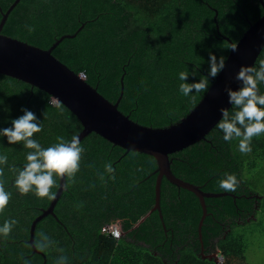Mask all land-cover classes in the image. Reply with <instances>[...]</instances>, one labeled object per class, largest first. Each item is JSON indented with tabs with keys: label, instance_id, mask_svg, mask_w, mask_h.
Masks as SVG:
<instances>
[{
	"label": "trees",
	"instance_id": "trees-1",
	"mask_svg": "<svg viewBox=\"0 0 264 264\" xmlns=\"http://www.w3.org/2000/svg\"><path fill=\"white\" fill-rule=\"evenodd\" d=\"M15 2L0 0V24ZM263 16L260 0H21L3 34L48 50L85 25L54 56L114 104L124 77L119 110L158 129L179 123L207 94L231 52L224 38L237 44ZM249 80L204 140L170 155L177 178L231 194L206 199L203 242L200 199L166 178L163 220L156 211L137 227L156 204L158 163L93 133L66 160L56 217L37 226L47 264H218L204 258L212 253L223 254V264H248V241L236 231L262 208L245 174L264 162V50ZM53 101L0 74V264H45L30 244L31 227L59 189V166H30L56 160L83 131ZM112 224L120 239L103 234Z\"/></svg>",
	"mask_w": 264,
	"mask_h": 264
},
{
	"label": "water",
	"instance_id": "water-1",
	"mask_svg": "<svg viewBox=\"0 0 264 264\" xmlns=\"http://www.w3.org/2000/svg\"><path fill=\"white\" fill-rule=\"evenodd\" d=\"M21 0L3 13L0 24V74L25 82L50 95L58 103L66 106L81 122L83 131L64 149L61 155L53 161L39 162L31 165H58L60 186L48 209H42V214L33 222L31 227L30 244L35 254L46 256L38 250L35 239L38 224L49 216L56 217L55 209L66 190V160L77 146L93 133L98 134L115 146L129 152H138L153 156L157 163L158 174L156 186V204L154 208L137 224L139 227L152 213L158 211L163 220L161 209V190L166 178L178 188L194 193L202 204L204 215L200 222L199 233L202 238V227L207 217V198L230 196L229 193H205L198 186L177 178L171 170L170 155L183 151L200 141L226 117L232 109L238 96L246 86H251L250 75L257 60L264 50V16L250 28L235 44L225 37L231 45V52L221 72L213 78L212 86L201 102L179 123L167 128H150L142 126L119 110L124 96V77L122 92L117 103L106 99L97 88L92 87L86 80L71 70L54 56L55 49L66 39H74L85 27L83 25L75 35H66L48 50L30 45L26 42L8 37L3 34L4 26L9 15ZM264 8V0H260ZM3 12V10H2ZM218 15L215 20L217 21ZM220 33V27L218 26ZM261 199V197L256 196ZM219 253V252H217ZM217 254L204 257L217 262Z\"/></svg>",
	"mask_w": 264,
	"mask_h": 264
},
{
	"label": "rangeland",
	"instance_id": "rangeland-1",
	"mask_svg": "<svg viewBox=\"0 0 264 264\" xmlns=\"http://www.w3.org/2000/svg\"><path fill=\"white\" fill-rule=\"evenodd\" d=\"M245 178L252 189L263 197L262 208L256 221L244 225L236 232L245 236L248 241V264H264V162L259 163L256 168L247 169Z\"/></svg>",
	"mask_w": 264,
	"mask_h": 264
},
{
	"label": "built area",
	"instance_id": "built-area-1",
	"mask_svg": "<svg viewBox=\"0 0 264 264\" xmlns=\"http://www.w3.org/2000/svg\"><path fill=\"white\" fill-rule=\"evenodd\" d=\"M82 79L86 80L87 77H86V74L84 73H81L79 75ZM54 100V99H53ZM57 101L54 100L53 101V104H56ZM103 234H106L108 236H111L115 239H120L122 236H123V232H122V229L119 225H116V224H112V225H106L104 228H103ZM225 262V256L223 254H218L217 255V263L218 264H223Z\"/></svg>",
	"mask_w": 264,
	"mask_h": 264
},
{
	"label": "flooded vegetation",
	"instance_id": "flooded-vegetation-1",
	"mask_svg": "<svg viewBox=\"0 0 264 264\" xmlns=\"http://www.w3.org/2000/svg\"><path fill=\"white\" fill-rule=\"evenodd\" d=\"M242 222V219H241V217H240V219H239V223H241ZM230 231V230H229ZM216 253H212V254H209V255H205L206 257H212V256H214ZM217 258V257H216Z\"/></svg>",
	"mask_w": 264,
	"mask_h": 264
}]
</instances>
